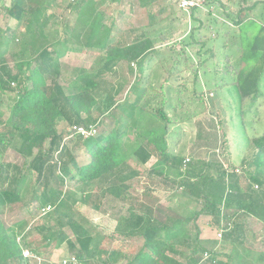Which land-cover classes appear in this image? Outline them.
Masks as SVG:
<instances>
[{"label": "trees", "instance_id": "obj_1", "mask_svg": "<svg viewBox=\"0 0 264 264\" xmlns=\"http://www.w3.org/2000/svg\"><path fill=\"white\" fill-rule=\"evenodd\" d=\"M58 1L0 0V15L16 22L0 28V101L16 95L8 121L0 112V264H39L25 258V250L47 264L55 243L68 238L66 229L74 236L69 253L76 263L71 264H227L215 250L222 243L232 252L242 247L246 261L240 256L239 264H264V252L245 242L248 219L264 225V133L258 135L246 120L264 100V0H203L188 13L186 35L171 42L160 32L159 46L148 31L154 21L133 27L128 39L113 36L104 12L85 14L93 0L70 3L77 14L72 27L51 28L46 20ZM69 51L99 56L92 72L75 69L70 82L81 81L72 87L61 83V59ZM123 69L126 76L116 78ZM220 90L235 100L229 121L209 98ZM204 114L227 126L225 136L228 126L236 129L244 149L241 169L229 156L224 162L189 158L186 163L188 158L175 151L173 127ZM62 119L70 131L59 132ZM17 141L37 151L30 164L2 161ZM80 152L87 153L88 164L80 165ZM152 160L151 175L176 186L181 199L195 201L189 215L184 206L164 219L150 208L144 215L130 212L123 219L125 232L106 237H94L84 224L71 221L56 233L47 229L38 242L32 239L34 229L20 234L3 220L6 213L29 211L38 203L40 215L47 206L59 212L66 206L67 184L95 186L96 209L108 194L128 200L129 187H121L126 170L133 178ZM33 172L36 179L26 187ZM145 194L153 198L151 190ZM203 216L223 231L222 242L201 238Z\"/></svg>", "mask_w": 264, "mask_h": 264}, {"label": "rangeland", "instance_id": "obj_2", "mask_svg": "<svg viewBox=\"0 0 264 264\" xmlns=\"http://www.w3.org/2000/svg\"><path fill=\"white\" fill-rule=\"evenodd\" d=\"M226 2L227 0H223ZM257 1V0H251ZM59 6L54 7L49 14L46 22L48 26L62 31L66 24H74L77 14L70 10V3L68 0H59ZM203 4V0H200ZM104 12V24L108 28H113V36H120L123 34L125 38H129V30L133 27L138 28L140 25H146L149 21H154L155 25L149 29L154 37V41L159 46L162 44L161 40L156 36L162 32L166 35L169 41H179L181 37L185 36L191 27V19L189 12H181L179 6L172 0H93L92 5L85 12L91 18L96 12ZM257 11L252 13L254 17H258ZM180 17V18H178ZM205 20V15H201ZM45 22L44 20H42ZM15 21L7 18L5 15H0V28H13ZM80 49L84 47L80 46ZM97 51H87L86 53H74L69 51L61 59L62 76L61 83L67 87H72L77 84L70 82L72 74L75 69L92 72L95 70V65L99 56L90 54ZM10 59L11 65L13 64ZM118 79L126 76L127 70L123 69L120 72ZM78 79V78H77ZM129 89V88H128ZM129 93L127 91L126 95ZM208 93V91H206ZM101 97H104L101 91ZM16 98L15 94H10L0 101V112L3 114V119L8 121L10 116V108L13 105V100ZM209 98L214 99L217 107V112L222 114L227 121L233 116L234 98L224 90H220L213 95L209 93ZM258 113L256 116L248 115L246 120L253 123L254 131L258 135L264 133V100L260 101L258 106ZM227 136L224 135L227 131V126H221L218 123L216 115H199L196 119L187 124L173 127V139L178 138V144L175 151L184 155L185 158L194 159H208L211 161L224 162L229 156L232 165L241 169L244 149L236 133L235 128L228 126ZM59 132L70 131L67 123L62 119L58 123ZM1 131V130H0ZM254 131H250L253 134ZM69 139L66 140L68 143ZM77 146V142L72 141V148ZM228 152V154H227ZM2 161L13 164H30L37 154L36 150L25 148L20 141L15 142L7 152H4ZM78 161L81 166L89 163V158L86 152H80ZM156 160L150 161L141 169H137L139 173L132 178L130 170H126L127 174L121 184L122 189L129 187L128 200H117L113 195H107L105 200L101 202V209H96L100 191L95 186L88 187H73L67 184L65 190L67 196L65 197V207L58 211L51 210L47 214L41 215L37 211L39 205L33 204L28 209L29 211L6 213L3 220L14 231L24 234L30 229H34L35 233L32 239L36 242L41 241L46 230L50 229L56 233L57 227L60 225L69 224L71 221L80 222L84 224L94 237L110 236L116 232H125L126 223L123 220L130 216V212L144 215L148 212V208L153 210L154 216L157 218L174 217L173 211L178 210L180 206H184L188 213L194 209L195 201L187 198L181 199V193L176 190L170 182L160 175H151V169ZM227 163L226 166H228ZM125 171V172H126ZM133 171V170H132ZM241 173V170L240 172ZM29 176L26 187L32 185L36 179V174L33 172ZM118 176V175H117ZM147 190H151L153 196L149 197L145 194ZM182 211V210H181ZM212 219L203 216L199 219L198 224L201 229V238L215 243L217 240L223 241V231L216 225H213ZM15 223H18L15 225ZM67 230L68 238L59 240L53 246L51 251V259L46 261L47 264H60L63 259L70 256L69 240L73 241L74 236ZM61 232V231H60ZM222 232V237L219 239V233ZM246 246L258 252H264V225L254 219H248L247 232L245 235ZM221 241V242H222ZM221 255L219 260L227 262V264H239L242 257L243 249L239 247L232 252V246L229 244L216 248ZM223 255H232L231 261L228 262ZM41 258V257H40ZM43 258V257H42ZM209 258V256L207 257ZM251 259V258H249ZM248 260V258H247ZM41 262H43L41 260ZM45 262V259H44ZM120 264H126V260Z\"/></svg>", "mask_w": 264, "mask_h": 264}, {"label": "built area", "instance_id": "obj_3", "mask_svg": "<svg viewBox=\"0 0 264 264\" xmlns=\"http://www.w3.org/2000/svg\"><path fill=\"white\" fill-rule=\"evenodd\" d=\"M68 1H69V3H75L76 2V0H68ZM172 1L175 2L179 6L180 10H182L184 12H189L192 8L199 7L202 5L200 3V0H172ZM75 130L78 131V133H80L81 135H83L85 137L92 135L91 133L87 132L83 128H75ZM189 161H190V159L188 158L186 160V163H188ZM51 210H53V208L51 206H47L46 208L42 209L41 213L47 214ZM221 237H222V232L219 233V239ZM23 254H24L25 258L36 260V261H38L39 264L42 263L41 258L39 256H37L36 254H34L33 252H31L30 250H25ZM208 256L209 255L206 254L205 259H207ZM71 263H76L75 257L69 256L67 259H63L60 264H71Z\"/></svg>", "mask_w": 264, "mask_h": 264}, {"label": "crops", "instance_id": "obj_4", "mask_svg": "<svg viewBox=\"0 0 264 264\" xmlns=\"http://www.w3.org/2000/svg\"><path fill=\"white\" fill-rule=\"evenodd\" d=\"M74 53H77V54H78L79 52H74ZM79 54H80V53H79Z\"/></svg>", "mask_w": 264, "mask_h": 264}]
</instances>
